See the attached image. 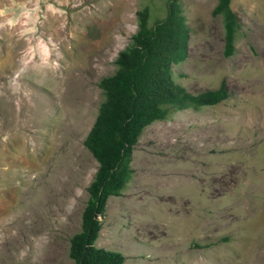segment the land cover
Returning <instances> with one entry per match:
<instances>
[{
	"label": "rangeland",
	"instance_id": "obj_1",
	"mask_svg": "<svg viewBox=\"0 0 264 264\" xmlns=\"http://www.w3.org/2000/svg\"><path fill=\"white\" fill-rule=\"evenodd\" d=\"M178 1L190 33L174 81L199 92L224 79L229 96L143 128L95 244L123 264H264V0H230V56L218 0ZM143 6L149 23L166 14V0H0V264L73 263L98 82Z\"/></svg>",
	"mask_w": 264,
	"mask_h": 264
},
{
	"label": "trees",
	"instance_id": "obj_2",
	"mask_svg": "<svg viewBox=\"0 0 264 264\" xmlns=\"http://www.w3.org/2000/svg\"><path fill=\"white\" fill-rule=\"evenodd\" d=\"M212 13L222 15V53L230 56L241 23L230 0H218ZM136 17L137 29L118 51L115 70L98 82L104 97L84 138L98 165L87 187L80 229L69 239L72 264L124 263L121 251L97 246L95 240L107 198L119 195L132 175V151L143 128L173 110L198 109L229 96L224 79L218 87L199 92H190L174 81L171 65L186 58L190 33L178 0H166L165 16L152 23L147 6L138 9Z\"/></svg>",
	"mask_w": 264,
	"mask_h": 264
}]
</instances>
